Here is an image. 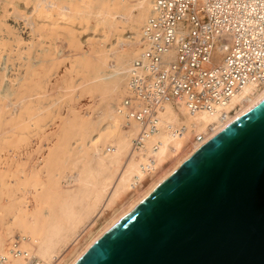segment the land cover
I'll use <instances>...</instances> for the list:
<instances>
[{
	"label": "bare ground",
	"instance_id": "1",
	"mask_svg": "<svg viewBox=\"0 0 264 264\" xmlns=\"http://www.w3.org/2000/svg\"><path fill=\"white\" fill-rule=\"evenodd\" d=\"M5 1L13 7L14 14H11L23 19L33 37L38 39L44 70L33 64L31 44L24 53L22 36L10 29L9 35L13 38L0 43V55L13 53L16 46L18 60L22 62L19 65L24 71L8 76L10 54L2 68L4 71L0 70V264L4 259L8 264H29L27 258L36 259L37 263L33 264H78L112 228L187 161L264 98V86L247 87L235 98L230 108L234 112L225 120L205 112L192 115L182 103H167L160 113L159 131L145 141L144 148L135 149L134 139L140 127L129 121L119 108L129 97V70L144 51L143 32L152 15L154 1L145 0L142 10L133 19L138 31L137 36L134 35L140 37L142 30L140 45L136 42L122 54L115 53L114 66L109 64L112 66L110 75L106 74L109 53L102 47L103 43L94 42L95 46L89 43L93 47L85 53L69 24L71 20L86 21L95 17L97 26L112 28L116 14L126 10L127 3L123 0ZM20 1L24 2L23 10L33 4L32 11H21ZM92 9H96V15ZM59 35L72 45L76 59L72 58L77 60L72 65L76 72L72 73L77 74L79 69L77 75L83 82L72 83L66 71L67 76L61 82L51 85L55 94L49 90L48 94L43 78L58 68H53L55 62L62 64L65 59L62 62L58 61L61 57L46 59L53 55V42ZM48 43L49 47L45 48ZM80 91L95 93L106 111L104 118L111 122L104 131L101 129L103 132L97 129L102 133L97 132L99 138H93L96 142L88 145L87 139L93 141L89 137L94 134L91 131L94 125H90L75 106L69 107L66 115L59 109L50 120V129L42 130L47 126L42 123L49 112L64 100L67 103L74 99ZM77 137V144L80 143L73 150L72 141ZM121 203L124 204L117 209ZM107 211H112L110 216H105ZM104 216L108 218L98 228L97 223ZM85 237L86 241L80 245ZM15 243L22 252L20 256L11 252ZM70 254L73 256L67 260Z\"/></svg>",
	"mask_w": 264,
	"mask_h": 264
},
{
	"label": "water",
	"instance_id": "2",
	"mask_svg": "<svg viewBox=\"0 0 264 264\" xmlns=\"http://www.w3.org/2000/svg\"><path fill=\"white\" fill-rule=\"evenodd\" d=\"M78 264H264V98Z\"/></svg>",
	"mask_w": 264,
	"mask_h": 264
},
{
	"label": "built area",
	"instance_id": "3",
	"mask_svg": "<svg viewBox=\"0 0 264 264\" xmlns=\"http://www.w3.org/2000/svg\"><path fill=\"white\" fill-rule=\"evenodd\" d=\"M153 1L144 51L132 63L129 97L119 108L140 127L135 149L159 131L167 103L225 120L241 92L264 86V0ZM11 252L22 254L18 243Z\"/></svg>",
	"mask_w": 264,
	"mask_h": 264
},
{
	"label": "rangeland",
	"instance_id": "4",
	"mask_svg": "<svg viewBox=\"0 0 264 264\" xmlns=\"http://www.w3.org/2000/svg\"><path fill=\"white\" fill-rule=\"evenodd\" d=\"M54 1H56V0H54ZM64 1V0H63ZM124 1V3H127L126 4V10L125 9H123V10H120V12H119V14H116V16L114 17V22H115V20H116V22L111 26L112 28H110L109 26H101V25H99V26H97V23H96V19H95V17H92L90 20H86V21H83V20H81V19H76V20H74V21H70V24H69V29L74 33V34H76L75 36H76V40H77V42H79V44H81V49H82V51H85V53L86 52H89L90 50H91V48L93 47V46H95V45H93V44H95L94 42H96L97 44H102V47L104 46V49L106 48V52H108L109 53V63H108V65L110 64V65H112V66H114L113 64H114V60H115V57H116V54H122L123 52H124V50L126 49H128V47H130L131 45H134V43H136V42H138V44L140 45V40H141V37H142V30H140V34H141V36L140 37H136L137 36V29H136V25H135V23H133V19L136 17V16H138V14H139V12H140V10H142V7H141V5H142V3H145L146 1L145 0H123ZM65 2V1H64ZM22 3V4H21ZM19 4L21 5V11H25L26 13L28 12V13H30L31 11H32V9H33V7H32V5L33 4H30V8L28 9H25V10H23L25 7H24V2L23 1H20L19 2ZM130 5V6H129ZM11 9H12V11H11ZM92 11L94 12V15H96L95 13H96V9H92ZM125 12V13H124ZM11 13H13V7L12 6H10V5H7V3H6V1L4 0H0V43H2V42H4V41H8V40H12V38H13V36H11V35H9V31H10V29L13 31V32H15V34H18V35H20V37L22 36V39H23V45L21 46V49L22 48H25L24 50H23V52L25 53V51H26V49H28V47H29V44H31V46L32 47H30V48H32V52L34 53H32V55L31 56H33V60H32V62H33V64L35 65V67H41L43 70H44V68L42 67L44 64H43V58H42V48H41V46H38V39L36 38L35 39V37H33V35L31 34V32L29 31L30 30V28L29 27H27V26H25V24L23 23V19H20L19 17H15L14 15H12ZM14 14V13H13ZM12 15V16H11ZM93 15V16H94ZM150 16V15H149ZM15 18V19H14ZM17 18H18V20H17ZM22 20V21H21ZM6 23V24H5ZM19 23H21V24H19ZM133 23V24H132ZM21 25V26H20ZM78 26V27H77ZM145 26V25H144ZM3 27V28H2ZM11 27V28H10ZM109 27V28H108ZM105 29V30H104ZM109 29V30H108ZM16 30V31H15ZM20 31V32H19ZM17 32V33H16ZM29 32V33H28ZM108 32V33H107ZM20 33V34H19ZM136 36H135V35ZM32 35V36H31ZM9 36H10V38H9ZM63 35H59L58 36V39L57 40H55L54 42H53V44H55L54 45V51H53V55L52 56H48L46 59L47 60H49V61H51L52 60V58H53V56H54V58H60V59H58V61L60 62V60H61V62H62V60H63V58L65 57V59H64V63L62 62V64L61 63H58V62H55V64H56V66H54L53 68H56L57 66H58V68L55 70V69H53V71L51 72H49V73H51V74H47V75H49L48 77H44L43 78V80L46 82V84H45V86H46V90H47V92H48V90H49V92H53V94H55V92H56V90L55 89H53L52 90V87L53 86H55L56 85V83L55 82H57V81H59V82H61V80H62V78L63 77H66L67 76V72L69 71L70 72V70L72 69V71H71V74H69V72H68V76H70V79H71V81H72V83H76V85L77 84H79L81 81H80V79H81V76H79V75H77L78 73H80V71H79V69H78V71H77V74L76 73H72V72H76V70H74L72 67V65L74 64V62L75 61H77V60H74V59H76V58H74V55L75 54H73V53H75L74 52V49L72 48V45L69 43V41L63 36ZM120 36V37H119ZM7 37V38H6ZM30 37V38H29ZM129 37V38H128ZM135 37H136V39H135ZM6 38V39H5ZM26 38V39H25ZM140 38V39H139ZM2 39V40H1ZM32 41H35V42H33L32 43ZM48 42L50 41V40H47ZM56 41H57V44H56ZM26 43V44H25ZM93 45L92 47H91V45ZM129 45H128V44ZM61 44V45H60ZM63 44V45H62ZM65 44H66V46H65ZM13 45H15V44H13ZM56 46V47H55ZM61 46V47H60ZM62 46H64L63 48H62ZM15 48H13V53H9V52H4L3 53V55H0V70L3 68V67H5L4 66V64H5V60H7V57H8V55L10 54V62H9V64H8V66L10 67V69H8L9 71L7 72L8 73V76H14V75H16L19 71L18 70H20V71H24L23 69L24 68H21L20 67V65L19 64H22V62H20L19 60H18V53H17V51H16V46H14ZM37 49H36V48ZM45 48H48L49 47V43L48 44H45V46H44ZM43 47V48H44ZM60 47V48H59ZM15 49V50H14ZM62 49V50H61ZM90 49V50H89ZM60 50H61V52H60ZM64 50V51H63ZM72 51L71 53L72 54H70V51ZM39 51V52H38ZM66 51V52H65ZM69 51V52H68ZM116 51V52H115ZM61 53V56L59 55L60 53ZM64 52V53H63ZM54 53H56V54H54ZM116 53V54H115ZM17 54V55H16ZM41 54V55H40ZM70 54V55H69ZM113 54V55H112ZM7 55V56H6ZM38 57H37V56ZM56 55V56H55ZM57 55H59V56H57ZM70 57H69V56ZM6 56V57H5ZM16 56V57H15ZM67 56V57H66ZM72 56H73V58H72ZM118 56V55H117ZM41 57V58H40ZM3 58V59H2ZM114 58V59H113ZM26 57H25V55H23V60L25 61V63H26ZM113 59V60H112ZM1 61H3V62H1ZM20 62V63H19ZM37 62H38V64H37ZM73 62V63H72ZM13 63H18V64H16V65H14L15 67H17V66H19V67H17L16 69H15V67L14 66H11V65H13ZM51 64H53V63H51ZM60 64V65H59ZM42 65V66H41ZM109 65V69L107 68L106 69V74H108L109 73V75L111 74V71L112 70H110L111 68H112V66H110ZM51 66V65H50ZM16 71H15V70ZM22 69V70H21ZM2 71H4L3 69L1 70V72ZM12 71V72H11ZM67 71V72H66ZM12 73V74H10V73ZM62 76V77H61ZM46 79H47V81H46ZM79 80V81H78ZM7 81H5L4 83H3V86L5 87V84L7 85V83H6ZM83 82V81H82ZM49 83V85H47ZM58 83V82H57ZM53 84V86H51ZM48 86V87H47ZM125 86H126V84H123L122 85V88L124 87L125 88ZM3 87V88H4ZM48 88V89H47ZM49 92H48V94H49ZM91 93H81V91H80V93L79 94H77V96H75L74 97V99H72V100H69V101H72V102H69V101H67V103H70V104H68L67 105V103H66V101L64 100L63 102H61L62 104V107H59V105H57L58 107H55L54 108V110L52 111H50L49 113L50 114H52V112H53V114L52 115H50L49 114V117L48 118H45V120H44V122L42 123L43 125H46L47 124V126L45 127V128H43L42 130H49L50 129V127H51V123L52 122H50V120H51V118L53 117V116H55V115H57V112L59 111V109H60V111L64 114L65 112V115L68 113V109H69V107H74L75 109H76V111H78V110H80V112L78 111V113H80V115L83 117V116H85L86 117V119L88 118V122H90V125H94L92 128V130L91 131H93L92 133H94V134H92L90 137H89V139L90 140H93V138L95 139L96 138V140L99 138V135H100V133H102L104 130H105V128H107L108 127V125H111V122L109 121V119L107 118V120H106V118H104V115L103 114H106V111L104 110V109H102L101 108V99H96V98H99L98 96L96 97V94L95 93H93L92 91H90ZM48 94H47V96H48ZM83 94V95H82ZM90 95V96H89ZM95 95V96H94ZM84 96V97H83ZM86 96V97H85ZM93 96V97H92ZM56 96L55 95H53V96H51V98H55ZM76 98H77V100H76ZM80 99V100H79ZM95 99V100H94ZM74 100V101H73ZM99 100V102H97ZM92 102V103H91ZM97 102V103H96ZM100 105H99V104ZM97 104H98V106H97ZM60 105V106H61ZM84 105V106H83ZM67 108H65V107ZM83 107V108H82ZM87 107V108H86ZM99 108V109H98ZM102 109V110H101ZM66 110V111H65ZM88 113V114H87ZM85 114V115H84ZM87 114V115H86ZM89 115V116H88ZM102 116H103V118H102ZM89 119H90V121H89ZM103 120V121H102ZM93 121V122H92ZM98 121H99V124H98ZM102 124H101V123ZM93 123V124H92ZM89 124V123H88ZM105 124V125H104ZM99 127H97V126ZM106 126V127H105ZM91 127H90V129H91ZM97 127V128H96ZM97 129H100V131H102V132H100L99 130L98 131H96ZM102 129V130H101ZM96 132V133H95ZM97 132H100V133H97ZM99 134V135H98ZM80 135H81V133H80ZM97 135V136H96ZM36 140V139H35ZM35 140H33V141H35ZM77 140H78V137H77V139H76V141L74 140V141H72L73 143H72V146H73V150L76 148L77 149V147L79 146V143H80V141H78L79 143L77 144ZM96 140H93V141H89L88 139L86 140V143H87V145H88V143H90V142H92V143H95L96 142ZM76 143V144H75ZM91 143V144H92ZM91 144L89 145V146H91ZM1 167V166H0ZM129 199H130V197H129ZM124 203H125V201H124ZM124 203H121V205L119 206V205H117V209H118V207H121ZM109 212V213H108ZM111 213H112V211H111ZM111 213H110V211H107V213L105 214V216H110L111 215ZM102 217L99 221H98V225H97V227L99 228V227H101V225L103 224V222H105V220L108 218V217ZM104 218V219H103ZM102 222V223H101ZM15 236H17V235H15ZM16 240H17V238H15ZM86 239H87V237H85L82 241H81V243H80V245H83L84 244V242L86 241ZM14 242H12V244H13ZM76 244V243H75ZM74 244V245H75ZM69 252V251H68ZM68 252L66 253V255L68 254ZM73 254V253H72ZM73 255H71L70 254V256H68V258H67V260H69V259H71V257H72Z\"/></svg>",
	"mask_w": 264,
	"mask_h": 264
}]
</instances>
